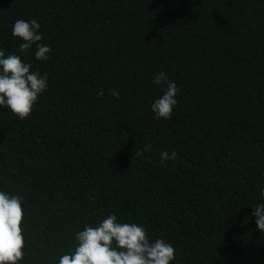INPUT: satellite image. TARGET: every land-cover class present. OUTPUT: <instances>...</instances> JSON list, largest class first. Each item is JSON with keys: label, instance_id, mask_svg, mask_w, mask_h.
Returning <instances> with one entry per match:
<instances>
[{"label": "trees", "instance_id": "trees-1", "mask_svg": "<svg viewBox=\"0 0 264 264\" xmlns=\"http://www.w3.org/2000/svg\"><path fill=\"white\" fill-rule=\"evenodd\" d=\"M17 19L40 23L48 60L19 52ZM0 49L49 85L24 119L0 108V189L23 198L19 264H56L113 213L170 242V264H264L251 215L264 203V0H0ZM160 71L179 92L157 120Z\"/></svg>", "mask_w": 264, "mask_h": 264}, {"label": "clouds", "instance_id": "clouds-1", "mask_svg": "<svg viewBox=\"0 0 264 264\" xmlns=\"http://www.w3.org/2000/svg\"><path fill=\"white\" fill-rule=\"evenodd\" d=\"M40 28L36 19H17L12 24L11 35L22 41L20 53L35 46V59L46 61L51 48L41 43ZM152 84L161 88V94L150 105L153 118L168 119L178 103L179 88L163 71L153 77ZM48 86L47 73L30 70V65L20 55H5L0 49V108L24 119L31 114L38 97ZM109 94L119 99L118 91L110 90ZM97 95L102 96L103 92ZM150 147L146 145L145 150ZM176 157L175 151L170 155L167 151L160 152L162 162ZM259 197L264 201V187L259 189ZM22 202L21 196L0 189V264H19L25 255L22 251L25 247ZM251 207L257 229L264 232V203ZM74 240L73 247L60 255L56 264H170L175 260V249L170 242L159 238L151 240L142 224L121 222L114 213L95 226L85 224L75 233Z\"/></svg>", "mask_w": 264, "mask_h": 264}]
</instances>
